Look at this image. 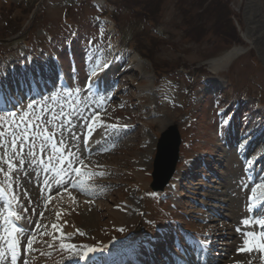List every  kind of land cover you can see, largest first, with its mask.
Returning a JSON list of instances; mask_svg holds the SVG:
<instances>
[{
  "label": "rangeland",
  "instance_id": "1",
  "mask_svg": "<svg viewBox=\"0 0 264 264\" xmlns=\"http://www.w3.org/2000/svg\"><path fill=\"white\" fill-rule=\"evenodd\" d=\"M3 1L23 3L12 24H6L4 18L0 17V36H8L7 42L4 41L6 44L0 41V50L8 56L0 69V83L4 86L2 91L8 95V100L22 105L20 108L24 109L17 116H12L9 111L0 112V180L15 196L16 206L31 228L47 227L48 222L52 225L57 223L55 229L59 230L62 226L64 232L70 233V236L63 237L46 232L34 253L30 252V257L34 258L32 264L68 263L63 260L71 258L72 261V258H77L73 246L82 248L78 255L83 261L86 255L98 253L101 241H108L109 245L119 239L118 245L124 242L130 245L136 240L152 244L153 240L140 237L148 234L145 232L148 228L143 226L145 216L148 217V213L144 212L147 207L153 221L163 223V215L169 216L171 220H168L169 225L165 229L169 233L175 229L179 235L173 237L176 239L177 251L169 255L176 260L175 264H218L213 263V257L221 259L219 264H223L227 258L223 255V249L229 248L234 238L220 236V245H213L212 249L209 246L212 240L210 234L213 233L210 226L212 222L207 217L216 219L213 212L215 208L223 212L225 222L234 227L240 225L234 222L233 217L231 219L226 215L230 212L229 202L215 198L222 196L223 188L212 187L219 186L221 175L225 174L228 152L240 157L237 154L240 144L264 129V107L257 104L264 90V0H223L232 18L238 23L240 31L237 29L244 39V44L240 45L246 49L239 47L243 53L231 63L218 68V71L211 61L225 54L234 43L228 39L227 24L220 23L210 14L205 21L199 15L201 9L214 0H160L154 12L157 24L150 26L146 23L143 31L147 37L145 43L152 45V37L154 44L149 52L145 48L148 57H152L157 66L161 65L162 71L174 67L194 71L201 67L200 75L207 72L195 83L192 82L196 81L195 78L182 77L181 81L176 82V74L168 75L161 81V85L156 83V66L148 57L142 59L125 46L118 48L116 42L106 49L110 43L107 45L106 36L102 34L101 24L104 23L97 18L98 11H95L93 2L0 0V7ZM112 1L120 4L117 10L121 13L119 15L126 33L123 43L126 44L127 37L133 35L128 25L131 23L134 29H139L143 28V23L139 18L133 21L134 15L125 8L126 0ZM103 2L96 0V3ZM191 8L193 10L190 11ZM36 9H39V14L34 19ZM196 12L198 16H193ZM19 35L28 36V42L36 48L32 58L26 56L24 45L15 51L11 50L14 46L11 45L12 48L9 45V40ZM45 36L52 43L51 47L38 45L46 40ZM137 38L140 43L142 38ZM116 51L118 56L114 59V65L107 74L102 75L108 91L115 93V98L109 99L103 94L93 96L92 91L85 88L90 73L102 53L111 59ZM54 54L67 57L65 75L71 84L70 89L64 88L56 79ZM126 65L133 66L135 71L130 72L129 76L124 74L119 77L118 74L123 72ZM129 71L130 68H127L126 72ZM190 81L195 84L193 88H188ZM236 96L241 98L238 106L234 107ZM102 104L107 106L106 109L101 107ZM99 111L104 117L97 124L94 140H99L98 135L107 127H110L112 138L102 143L100 141L85 156L88 153L84 150L83 134L88 120ZM183 113L186 116L179 124L183 139L186 140L181 147L183 156L177 175L165 194L159 195L162 201L159 200L161 203L157 202L156 205L146 195L141 197V190L149 188L158 136L166 128L163 124L168 126ZM262 144L264 147V142ZM244 156V161H249L250 154ZM194 158L198 159L197 167L190 166L194 165ZM82 161H86L88 166L82 168L77 178L81 188L76 202L81 203L80 195H85L98 197L90 198L97 205L88 209L81 204L73 207L67 202V213L58 215L55 208L59 206V194L51 191L58 190L61 182L67 181L64 185H69L76 177L71 167ZM243 163V160L240 161L237 168L241 174L236 175L237 181L238 178L246 179L248 170L243 171ZM88 167H96L98 171L92 172ZM185 169L188 172L186 175ZM248 172L249 175L251 172ZM192 175L195 179L191 178ZM181 176L180 182L177 178ZM37 177L44 181L40 189L36 186L39 185ZM86 180L90 184L82 187L86 185ZM97 184L102 185V189ZM32 185L36 187V192L39 191L38 201H33L35 195L32 193ZM148 193L151 198L156 196L153 192ZM132 195L139 202L135 197H129ZM51 197L55 198L54 201L46 203ZM166 198L169 204L163 201ZM242 198L241 205L247 210L249 198L246 195ZM125 199L136 207L132 209L130 204H120ZM132 199L137 202H131ZM83 202L93 204L85 199ZM124 206L131 210L128 219L116 218L111 213V210ZM85 210L94 214L97 222L94 228L85 225ZM4 211L0 200V236L8 234ZM260 213L259 216H263L264 210ZM116 228H120V231ZM138 245H135V250L140 248ZM6 250V243L0 241V261L5 258ZM230 250L233 252V248ZM252 254L250 252L249 255ZM153 259L154 262L150 264H162L161 261L156 262V256ZM251 259V264H264V260L263 263L254 261V256ZM233 261L235 264L243 262L236 259Z\"/></svg>",
  "mask_w": 264,
  "mask_h": 264
},
{
  "label": "bare ground",
  "instance_id": "2",
  "mask_svg": "<svg viewBox=\"0 0 264 264\" xmlns=\"http://www.w3.org/2000/svg\"><path fill=\"white\" fill-rule=\"evenodd\" d=\"M243 50H244V48H243ZM243 50L239 47H236V48L231 49L227 53L223 54L219 58H216V61L212 60L211 63L213 64L214 69L216 71H218L217 69L220 68L221 66H224V65L231 63V61L235 57H237L240 53H243ZM103 65L104 64H101L99 66V68L103 69ZM96 73H98V71H96L95 74ZM103 94H104V92H103ZM163 126L167 127V124L164 123ZM248 134L249 133H247V136H249ZM262 142H264V129L258 131V133L254 137H251L250 139L248 137V139L245 140L243 143H241V144L239 143L240 146L239 145L238 146H239L240 151L237 154H240L239 155L240 157L235 156V154L233 152H228L229 156H227L228 159H227V163L225 164V174L221 175V179L218 182L219 186L212 187L214 189H220L221 187L223 188L224 192H222V196L221 197H215V198L222 200L224 202H227V203L229 202L228 211H230V212H229V214H226V215L229 216V218H231V219L233 217L234 222L236 221L240 224V225H235V227H234L230 223L225 222L223 220V217H222L223 212L220 211L219 209H215V208H214L213 212H215L214 216H216V219H215V217H213L214 219H212V217L211 218L207 217V220L212 222V223H210V226H211L213 233L210 234V238L212 240H211V243L209 244V246L211 245L210 247L212 249L214 248L213 245H217L219 243L218 240H221V238H219L220 236H222V237L223 236H225V237H228V236L231 237L232 236V238H234V241L229 243V248L223 249V251H224L223 255L225 254V256L227 257L226 259L223 258L224 259L223 264H233L234 259H236V261L242 260L243 261L242 264H249V263L251 264L252 261L249 262V259H251L253 256L256 259V260H254V259L253 260L256 262H259V261L262 262V260H264V247H262V246H264V241L260 240V237L264 233V224L259 223V220H260L259 215H261L260 211L262 212L264 210V196L260 195L262 190L257 189L256 199L252 198V189L256 188L257 185L264 184V151H263L264 147H263ZM87 145H89V143ZM257 146H258V148H257ZM252 152L254 155L252 154ZM249 154L251 156L248 158L249 161L248 160L244 161V159H245L244 155H249ZM239 159H241V160H239ZM242 160L244 162L243 163L244 166H242V167H244L243 171L245 169L250 171L251 173L249 174V176H253L256 179V185L251 187V184H250V190H249V185L245 179L240 180L238 178V181L235 179V177L237 178L236 175H241L238 173L237 168L240 166V161H242ZM232 163L234 164L233 166L235 167L234 168L235 170L231 166ZM34 171H36V170H34ZM243 176H244V174H243ZM34 180H35V178H34ZM32 186H33V188H31L32 193L35 195V197H33V201H34L37 198H39V194H38L39 191L37 190L38 192H36V190H35L36 187H34V185H32ZM32 193H31V195H32ZM245 195L247 198H248V196H250V200H251L250 202L253 203L250 206V209L247 207V210H245L242 207L243 205H241V201L243 199L242 197H244ZM261 198L263 199V202L261 204H259L258 201ZM38 200H36V201H38ZM130 201L134 202L135 200L132 199ZM222 201H220V202H222ZM68 202L73 203V206H76V204H77L76 197L73 199H69ZM136 202L137 201H135V203ZM124 204L129 206L130 203L127 201V203H124ZM92 205L93 204L90 205L88 203L82 202V206L85 208H88V209L90 207H92ZM130 206H132V205L130 204ZM134 206L135 205L132 206V209H134L136 207V206L135 207ZM85 211H86L85 212L86 218H84L85 225L90 227V228H94L97 225V222L94 220L95 219L94 214H92L90 212L88 213L87 210H85ZM111 213L116 218H121V219L124 218L125 220L131 216V214H130L131 210L128 209V207H126V206L118 207V210H111ZM133 213H134V211H133ZM60 215L62 216V214H60ZM226 215H224V216H226ZM245 221H247V223H245ZM230 229H233V230L231 231ZM226 230H228V232H226ZM250 232L254 233L255 235L252 237H249L248 233H250ZM246 239L251 240L252 244H251L250 248H248V250H242V249L246 248V245L244 243V241ZM258 239L260 240L261 243L255 242ZM212 241H215V242H212ZM219 245H220V243H219ZM231 248H233V252H232V250H230ZM239 250L241 251V253L239 252ZM250 252L254 253V254L249 255ZM212 259H213V263L219 264L222 261L219 258L213 257ZM238 264H240V263H238Z\"/></svg>",
  "mask_w": 264,
  "mask_h": 264
},
{
  "label": "water",
  "instance_id": "3",
  "mask_svg": "<svg viewBox=\"0 0 264 264\" xmlns=\"http://www.w3.org/2000/svg\"><path fill=\"white\" fill-rule=\"evenodd\" d=\"M179 144L178 128L173 125L160 139L154 170V189H162L173 175L179 155Z\"/></svg>",
  "mask_w": 264,
  "mask_h": 264
},
{
  "label": "trees",
  "instance_id": "4",
  "mask_svg": "<svg viewBox=\"0 0 264 264\" xmlns=\"http://www.w3.org/2000/svg\"><path fill=\"white\" fill-rule=\"evenodd\" d=\"M148 3H160V0H149ZM144 9L149 10L151 13L153 12L152 6H148ZM191 10H193V8H191L190 11ZM201 10L202 11L199 12V15L203 17L204 21L206 20L207 15L210 14L211 16H215L220 23H224L225 25L227 24L229 27V31L227 32L228 39L230 41L234 39L235 28L232 21L230 20L231 13L227 8L226 2H224L223 0H214L212 1V3H209L205 8ZM195 15L198 16V12L194 13L193 16ZM219 32L223 34L221 30Z\"/></svg>",
  "mask_w": 264,
  "mask_h": 264
},
{
  "label": "snow or ice",
  "instance_id": "5",
  "mask_svg": "<svg viewBox=\"0 0 264 264\" xmlns=\"http://www.w3.org/2000/svg\"><path fill=\"white\" fill-rule=\"evenodd\" d=\"M16 127H18V125H17ZM60 171H63V169H61ZM75 171L77 172V174H79V169H75ZM57 175H59V173H57ZM257 189H261L262 191H261L260 195H261V196H264V184H260V185H257L256 188H253V189H252V198H253V199H256V197H257ZM13 215H14V213H13ZM58 215H59V214H58ZM245 223H247V221H245ZM52 227H53V228H56L57 226L54 224V225H52ZM254 235H255L254 233H251V232L248 233V236H249V237H252V236H254ZM244 243H245V245H246V248H245V249H242V250H248V248H250V246H251V244H252V241L246 239V240L244 241ZM31 246H32V245L29 244V247H31ZM262 247H264V246H262Z\"/></svg>",
  "mask_w": 264,
  "mask_h": 264
}]
</instances>
